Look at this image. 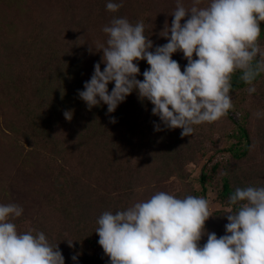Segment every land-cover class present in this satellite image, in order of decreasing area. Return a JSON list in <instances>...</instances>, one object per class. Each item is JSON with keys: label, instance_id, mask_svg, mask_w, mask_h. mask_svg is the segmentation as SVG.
<instances>
[{"label": "trees", "instance_id": "16d2710c", "mask_svg": "<svg viewBox=\"0 0 264 264\" xmlns=\"http://www.w3.org/2000/svg\"><path fill=\"white\" fill-rule=\"evenodd\" d=\"M161 1L122 0L123 6L113 13L106 9L109 0H0V26L7 32H0V160L10 162L8 173L0 176V204L21 206L22 215L11 221L17 231L43 232L51 244L58 243L65 264H109L97 243L98 217L144 201L168 179L177 180L179 187H166L165 192L179 198L206 199L208 188L215 187L222 208L212 212L205 228L217 237L225 234L224 214L238 210L239 205L229 203L235 188L264 187V177L263 182L251 180L248 171L246 176L233 167V161L250 150V135L255 133L249 115L256 111L244 104L238 109L233 104L223 117L234 126L226 132L232 142L207 158L196 188L186 178V164L203 148L204 127L213 123L194 125V133L182 137L179 128L154 131L153 122L159 123V118L152 115V104L141 102L135 91L110 114L107 105L88 110L79 98L78 90L101 60L97 46L108 39L102 29L114 17L143 22L154 47L167 42L162 36L174 11L166 2L160 6ZM259 45L264 46V22ZM172 58L183 71V54ZM138 66L137 78L142 80L149 65L141 60ZM241 75L240 70L233 74L230 92L243 89L242 100L252 99L256 95L247 92L250 85ZM253 83L256 94L263 96L264 72ZM112 87L109 83V91ZM66 110L73 112L70 121L63 115ZM262 124L263 119L256 126L264 136ZM206 240L205 235L200 245ZM74 254H79L75 262Z\"/></svg>", "mask_w": 264, "mask_h": 264}, {"label": "clouds", "instance_id": "9594fccd", "mask_svg": "<svg viewBox=\"0 0 264 264\" xmlns=\"http://www.w3.org/2000/svg\"><path fill=\"white\" fill-rule=\"evenodd\" d=\"M201 2L192 0L190 8L178 2L162 36L167 42L155 47L143 22L114 17L104 26L108 39L96 50L102 52L101 60L78 90L88 110L104 104L106 114L113 113L135 91L159 118V123L153 122L154 131L179 128L184 137L194 133V125L213 123L233 109L231 80L237 70L250 85L247 92L255 93L253 82L264 72L259 47L264 0H210L206 7ZM122 6V0H109L106 9L115 13ZM177 52L187 61L183 71L172 58ZM141 60L149 65L142 80L137 78ZM63 115L70 121L73 112ZM262 115L256 113L257 118ZM109 120L116 123L115 117ZM229 203L239 205L238 210L224 214L225 234L217 237L205 228L214 215L207 199L157 192L126 210L100 215L97 243L109 264H264V187H236ZM22 213L17 204H0V264H65L58 243L51 244L43 232L17 231L11 221ZM67 243L73 247V241ZM78 255H72V261Z\"/></svg>", "mask_w": 264, "mask_h": 264}, {"label": "rangeland", "instance_id": "374dc122", "mask_svg": "<svg viewBox=\"0 0 264 264\" xmlns=\"http://www.w3.org/2000/svg\"><path fill=\"white\" fill-rule=\"evenodd\" d=\"M178 2L181 3L185 8H190L192 5V0H162L160 2V6L166 4V7L170 8V10L172 11H175L174 4ZM209 3L210 0H202L200 6L206 7L208 6ZM1 26H0V32L7 34L5 25H1ZM259 47L263 52L264 46L259 45ZM245 95L246 94L243 93V89H237L230 92L232 103L235 104L237 109L238 107H240V105L244 104V107H247V109H249L250 107V110L256 111V112H250L251 119L249 115V122H250L249 127L254 129L255 133L254 134L252 133L253 135H250V141H251L250 150L247 152L245 157L233 161V167L238 172L243 171V173L246 176L248 171L249 172L248 176L251 180L259 179L260 182H263L262 179L264 177V136L257 128L258 126L257 121L262 122V119L264 120V115H262L260 118H257L256 113L257 112L264 113V95L261 96L260 93L257 92L256 94L255 92L256 96H251L252 99L243 98L242 100V97L243 96L245 97ZM256 108L258 109L256 110ZM261 126L264 127L263 124ZM1 128H2V124H1V116H0V131ZM232 128H234L233 124L227 121L223 117L213 122L211 126L207 125L204 127L203 135H202L205 136V138L203 139V148H201L200 151H196L195 158L191 160V162H188L186 164V170H187L186 178L191 184L194 185V187L196 188L200 187L198 183V176L200 169L202 165L205 164L207 158L215 151V149L228 146L232 142V139L227 136V133ZM3 130L7 132L6 129L3 128ZM2 139H5V137L3 136ZM206 140H210V141H206ZM1 151L2 148H0V152ZM2 163H4V159L2 162L0 160V176L8 173V171L10 170L9 167L10 162L8 160L4 164ZM166 187L170 191L173 190L175 191L179 187L178 181L174 180V178L168 179L166 182H164L163 187L157 190L156 192H154L152 195L161 191L165 192ZM151 196L146 195V199L144 201L148 200ZM206 199L209 201V211L211 213L222 208L221 204L215 199V187H213V185H211L210 188H208Z\"/></svg>", "mask_w": 264, "mask_h": 264}]
</instances>
